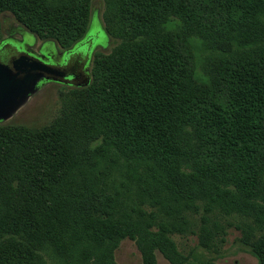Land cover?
<instances>
[{
    "label": "trees",
    "instance_id": "16d2710c",
    "mask_svg": "<svg viewBox=\"0 0 264 264\" xmlns=\"http://www.w3.org/2000/svg\"><path fill=\"white\" fill-rule=\"evenodd\" d=\"M105 2L115 46L64 114L36 131L0 125V264H118L127 238L142 264L156 250L193 264L175 235L217 264L232 229L264 264V0ZM90 4L0 0V35L10 13L71 47ZM175 18L183 33L168 29ZM193 35L212 51L204 76Z\"/></svg>",
    "mask_w": 264,
    "mask_h": 264
},
{
    "label": "rangeland",
    "instance_id": "374dc122",
    "mask_svg": "<svg viewBox=\"0 0 264 264\" xmlns=\"http://www.w3.org/2000/svg\"><path fill=\"white\" fill-rule=\"evenodd\" d=\"M90 5L91 18L87 34L93 39V60L90 66V80L92 81V70L95 56L111 52L115 46V42L114 39L111 38L105 31V0H91ZM2 21L3 26H1V34H5L4 26L9 29L11 24L14 22L19 26H22V28H26L15 18V16L10 13L2 15L1 22ZM184 27L186 28L185 23L182 24L181 21L175 18V22L170 23L168 29L171 33H175V31L183 33ZM33 35L36 37V44L33 46L36 50L42 42L49 40L41 36H37L36 34ZM186 38L191 46V52L194 54L198 73L202 74L203 66L207 63L212 51L205 46L202 38L199 36L193 35L187 36ZM31 41H33V39H31ZM53 42L55 48H58L59 51L64 48L63 45L56 43L55 41ZM80 51L83 55L89 52V50H86L84 47H81ZM202 75L204 76V74ZM75 87L84 86H76L56 81L46 83L41 86V88L33 94L11 118L6 121H2L0 125H10L12 127L23 128L27 131H36L52 124L66 111L68 105L67 99L70 97L71 91ZM236 217L238 216L225 217V221L230 223L232 222L233 224L246 221L245 219L240 217V219H238ZM193 221H196V219L193 218ZM228 232L229 234L227 233L226 235V242L223 245V257L216 260L217 264H261L260 260L251 252L250 246H248L245 242H242L241 239L239 240V238L242 237L241 231L232 229ZM175 239L179 243L180 248L184 251L189 252L192 250L193 264H202V261L209 257L216 258L215 253H210L203 249V247L198 246L197 237H191L190 239L185 240V238L182 239L179 235H175ZM45 256L49 264H58L57 259H51L46 254ZM115 256L118 264H142V254L140 253L135 241L128 238L121 241L119 248L115 252ZM155 256L157 258V264H172L170 260L159 250L155 251Z\"/></svg>",
    "mask_w": 264,
    "mask_h": 264
},
{
    "label": "water",
    "instance_id": "95a60500",
    "mask_svg": "<svg viewBox=\"0 0 264 264\" xmlns=\"http://www.w3.org/2000/svg\"><path fill=\"white\" fill-rule=\"evenodd\" d=\"M67 71L40 59L33 51H25L8 63L0 64V123L11 118L41 86L50 81L68 83ZM86 86L90 77L81 73L71 81Z\"/></svg>",
    "mask_w": 264,
    "mask_h": 264
},
{
    "label": "flooded vegetation",
    "instance_id": "af4514ba",
    "mask_svg": "<svg viewBox=\"0 0 264 264\" xmlns=\"http://www.w3.org/2000/svg\"><path fill=\"white\" fill-rule=\"evenodd\" d=\"M1 24L3 26V21ZM4 32L5 34L0 35V64L10 62L25 51H33L40 59L70 73L68 78H66L69 82L65 84L73 85L71 81H75L76 77H81V73L90 77V66L93 60V39L87 33L73 46L65 47L59 51L51 40L42 42L36 50L33 47L36 44V37L28 29L22 28V26H19L15 22L11 24L9 29L4 26ZM81 47L86 48L89 52L83 55L80 51Z\"/></svg>",
    "mask_w": 264,
    "mask_h": 264
}]
</instances>
